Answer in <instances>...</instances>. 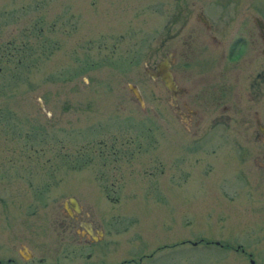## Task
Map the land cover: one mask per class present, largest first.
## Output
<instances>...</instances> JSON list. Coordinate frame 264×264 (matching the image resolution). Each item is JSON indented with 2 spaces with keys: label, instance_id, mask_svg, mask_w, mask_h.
Masks as SVG:
<instances>
[{
  "label": "rangeland",
  "instance_id": "1",
  "mask_svg": "<svg viewBox=\"0 0 264 264\" xmlns=\"http://www.w3.org/2000/svg\"><path fill=\"white\" fill-rule=\"evenodd\" d=\"M210 3L264 19V0ZM175 4L0 0V264H264L253 146L179 141L164 88L145 76L167 53L178 63ZM223 157L226 170L207 172ZM68 197L102 231L97 244L77 241Z\"/></svg>",
  "mask_w": 264,
  "mask_h": 264
},
{
  "label": "flooded vegetation",
  "instance_id": "2",
  "mask_svg": "<svg viewBox=\"0 0 264 264\" xmlns=\"http://www.w3.org/2000/svg\"><path fill=\"white\" fill-rule=\"evenodd\" d=\"M185 1L194 7L197 0H176L178 4L166 12L167 30L176 29V36L171 40L178 36V63H174L172 53H167L152 67H145L149 73H154L160 65L165 66L174 89L170 91L158 76H145L164 88L163 102L171 111L169 114L176 118L175 123L183 136L179 141H186L195 149L215 144L251 145L252 155L248 161L256 172L264 173V64L259 60L264 50L263 47L256 48L259 42L264 45L262 11L256 9L251 14L250 11L233 9L216 13L212 3L209 4L211 0H203L207 2L203 9H187ZM208 7L209 11L214 9L215 14L207 12ZM227 33L238 36L233 37L232 42H218ZM135 88L143 102L138 88ZM169 114L167 116L171 117ZM168 117L164 122L165 131L170 128ZM240 155V162L248 156ZM226 162L224 157L208 160L205 162L207 172H223L228 167ZM63 210L79 229L77 241L97 244L103 236L102 231L93 229V224L81 215L80 209L78 213L68 207ZM11 261L7 259L4 264H12Z\"/></svg>",
  "mask_w": 264,
  "mask_h": 264
},
{
  "label": "water",
  "instance_id": "3",
  "mask_svg": "<svg viewBox=\"0 0 264 264\" xmlns=\"http://www.w3.org/2000/svg\"><path fill=\"white\" fill-rule=\"evenodd\" d=\"M144 73L148 76L153 77V78L158 76L162 80V83L164 84V86H166L168 89H170V91L174 89L173 85L170 84L171 77L166 72L165 66L161 67V65H160V68L158 67L157 71H155L154 73H152V72L149 73V70L147 68H145ZM127 87L129 89L130 93L132 94V96L135 97L137 99V101H139L141 103V98L138 96V92H137L136 88L131 86V85L130 86L127 85ZM66 203H68V205L65 204L64 207L68 206L72 212L78 213V209H79L78 207L79 206H78L77 202L74 201L73 197L66 198ZM67 212H68V210H67ZM68 213H70V212H68ZM86 230H87V232L90 233L88 228H86ZM191 245H194V243H191Z\"/></svg>",
  "mask_w": 264,
  "mask_h": 264
}]
</instances>
